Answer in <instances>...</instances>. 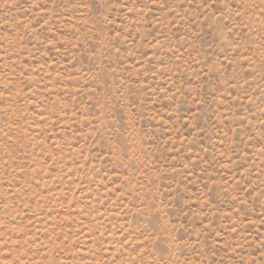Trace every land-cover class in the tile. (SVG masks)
I'll use <instances>...</instances> for the list:
<instances>
[{
  "label": "rangeland",
  "instance_id": "374dc122",
  "mask_svg": "<svg viewBox=\"0 0 264 264\" xmlns=\"http://www.w3.org/2000/svg\"><path fill=\"white\" fill-rule=\"evenodd\" d=\"M0 264H264V0H0Z\"/></svg>",
  "mask_w": 264,
  "mask_h": 264
}]
</instances>
